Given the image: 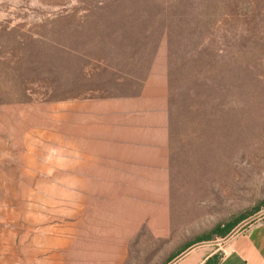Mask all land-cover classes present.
I'll list each match as a JSON object with an SVG mask.
<instances>
[{
    "label": "rangeland",
    "instance_id": "1",
    "mask_svg": "<svg viewBox=\"0 0 264 264\" xmlns=\"http://www.w3.org/2000/svg\"><path fill=\"white\" fill-rule=\"evenodd\" d=\"M263 202L264 0H0V264L221 253Z\"/></svg>",
    "mask_w": 264,
    "mask_h": 264
},
{
    "label": "crops",
    "instance_id": "2",
    "mask_svg": "<svg viewBox=\"0 0 264 264\" xmlns=\"http://www.w3.org/2000/svg\"><path fill=\"white\" fill-rule=\"evenodd\" d=\"M222 252L210 246L189 247L168 264H204L218 255V264H264V220H256L224 242Z\"/></svg>",
    "mask_w": 264,
    "mask_h": 264
},
{
    "label": "trees",
    "instance_id": "3",
    "mask_svg": "<svg viewBox=\"0 0 264 264\" xmlns=\"http://www.w3.org/2000/svg\"><path fill=\"white\" fill-rule=\"evenodd\" d=\"M261 208H264V202L262 203V205L260 207H256L249 215V217L255 215L256 213H258L260 211ZM248 217H243V218H239L237 220H235L234 222L227 224L225 226H223L222 228H216L214 231V234L220 238H224L226 237L237 225H239L241 222H243L245 219H247ZM209 239H201L199 240V242L201 241H208ZM219 261V257L218 255H213L212 257L208 258L204 264H218Z\"/></svg>",
    "mask_w": 264,
    "mask_h": 264
},
{
    "label": "water",
    "instance_id": "4",
    "mask_svg": "<svg viewBox=\"0 0 264 264\" xmlns=\"http://www.w3.org/2000/svg\"><path fill=\"white\" fill-rule=\"evenodd\" d=\"M234 233H235V232H233L231 235H229L228 238H230ZM228 238H227V239H228ZM227 239H226V240H227Z\"/></svg>",
    "mask_w": 264,
    "mask_h": 264
}]
</instances>
